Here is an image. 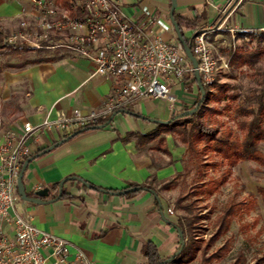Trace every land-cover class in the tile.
I'll return each mask as SVG.
<instances>
[{
    "label": "crops",
    "instance_id": "obj_1",
    "mask_svg": "<svg viewBox=\"0 0 264 264\" xmlns=\"http://www.w3.org/2000/svg\"><path fill=\"white\" fill-rule=\"evenodd\" d=\"M115 1L131 21H140L142 7H147L172 26L171 0ZM176 1L174 14L196 21L198 31L221 27L208 34L214 52L230 30L236 34L264 32V0ZM57 2L67 6L65 0ZM224 8L225 13H221ZM33 11L31 0H0V24L14 28ZM182 33L185 37L194 34L191 30ZM159 35L164 41L177 39L174 29L160 31ZM63 53L54 60L0 73V119L5 125L17 129L23 123L41 122L49 111L54 117L56 111L70 114L79 109L87 113L102 106L112 91L113 79L92 76V63ZM188 88L180 85L179 92L172 88L178 99L173 106L161 99H139L128 114L117 112L107 126L81 132L50 151L46 149L79 129L39 134L30 144V157L39 155L28 164L22 183L27 198L41 202L19 197L14 213L29 217L40 230L68 241L71 253L75 248L83 250L93 264H148L144 255L147 243L155 245L162 260L174 256L180 247L176 231L180 219L169 201L174 186L161 187L183 172L186 148L151 120H170L191 105L197 91ZM5 104L11 107L8 114L1 110ZM157 130L156 137L139 139ZM72 177L77 179L65 181L61 189L64 194L58 196L60 183ZM143 185L150 186L155 194L145 189L118 194ZM42 189H48V194L37 196Z\"/></svg>",
    "mask_w": 264,
    "mask_h": 264
},
{
    "label": "built area",
    "instance_id": "obj_2",
    "mask_svg": "<svg viewBox=\"0 0 264 264\" xmlns=\"http://www.w3.org/2000/svg\"><path fill=\"white\" fill-rule=\"evenodd\" d=\"M65 1L66 7L57 0H31V16L10 31L1 29L0 41L33 51L69 52L94 65L92 76L111 78L114 85L102 106L87 113L74 109L70 114L56 111L51 117L49 111L41 122L23 123L17 129L0 119V264H46L48 260L51 264H93L83 250L75 248L71 253L68 241L14 213L18 175L39 134L100 125L117 112L132 111L142 98L161 99L173 106L178 101L171 89L174 81L186 89L185 80H194V69L180 42L164 41L159 35L172 26L147 7H142V19L135 22L124 17L115 0ZM220 28L191 36L190 50L207 87L213 85L220 68H228V61L218 62L209 43L208 34ZM230 34L236 36L233 30Z\"/></svg>",
    "mask_w": 264,
    "mask_h": 264
},
{
    "label": "trees",
    "instance_id": "obj_3",
    "mask_svg": "<svg viewBox=\"0 0 264 264\" xmlns=\"http://www.w3.org/2000/svg\"><path fill=\"white\" fill-rule=\"evenodd\" d=\"M174 18L182 32V30H191L193 33L199 32L196 27V21H189L188 19L182 18L174 14ZM258 33L257 42L258 47L255 51L250 53L246 51L243 53L242 50L235 51L230 60L229 65L235 64L239 61L247 64L253 72L259 76V91L256 95V102L254 106L242 105L237 101L235 94H227L226 85H220L213 83L210 87L204 86L205 96L199 105L198 110L188 116L175 117L177 114L171 116V122L168 124H157V127L161 131L170 133L174 138L183 144L186 148L184 156V169L183 172L177 173L174 178L162 185V189H170L172 186L179 185V180L189 173V169L186 165L187 161H193L197 171L199 172L200 185L197 187L198 191L205 197H209L219 190L220 185L225 181V176L220 179L208 177L206 180L203 179L207 176L210 169L217 170L222 165L226 166L225 173H228L231 168L235 167L241 162L253 161L257 164L264 166V153L259 149V145H264V66L262 69L255 68L253 61H258L259 56L264 54V50L260 51V42L264 41V32H245ZM183 34V33H182ZM185 43L190 47L191 37H185ZM23 51H31L27 47H13L1 44L0 41V56L5 54H18ZM252 58L255 60L252 61ZM55 57H38L36 59L27 60L22 63H11L5 66L0 64V73L5 68H20L27 64L39 63L48 60H54ZM192 84L196 85L195 80L191 81ZM197 89L195 101L185 106L182 112L192 109L200 99V92ZM216 90L217 92H213ZM214 101L216 103L226 102L223 110L219 109H204L207 108V102ZM207 111V114H213L214 116H220L223 114H230L235 120V128L230 125L220 123L218 119L214 118L212 124L201 121L200 114L203 111ZM181 112V113H182ZM107 120L103 121L105 123ZM158 130L147 135H141L139 139H152L157 136ZM162 140V139H161ZM43 152V151H39ZM31 156V155H30ZM29 156V157H30ZM209 159V160H208ZM213 159V160H211ZM220 159V160H218ZM205 172V173H203ZM82 182V181H81ZM140 190L145 189L151 191V187L147 185L137 186ZM258 193L264 202V187L258 188ZM63 191L61 195H63ZM155 194V193H154ZM185 197H179L176 201V207L179 210L189 212L190 205L182 204ZM158 204L160 205L159 198L156 197ZM252 201H236L234 198L228 200L216 213L214 219V232L210 235L209 240L201 250V253L206 254V251L211 248L220 238L224 237L230 228V225L235 218L236 214L241 210L242 206H247ZM196 223V220L183 224L181 219L176 223L177 228L183 233V239L185 242L184 247L180 250L177 249L171 262L178 264H189L194 261L196 253L200 252L199 247L196 246L197 235L195 234V227L191 224ZM248 226V225H246ZM228 242L225 241L215 251H213L205 259L211 261L221 255V253L227 249ZM144 255L147 258L148 264H158L162 260L157 253L155 245L147 243L144 247ZM261 259L260 262H263Z\"/></svg>",
    "mask_w": 264,
    "mask_h": 264
},
{
    "label": "rangeland",
    "instance_id": "obj_4",
    "mask_svg": "<svg viewBox=\"0 0 264 264\" xmlns=\"http://www.w3.org/2000/svg\"><path fill=\"white\" fill-rule=\"evenodd\" d=\"M15 27H17V25ZM14 28L8 29L0 24V30L10 31ZM258 35V33H242L232 37L230 34L223 38V44L219 46L217 52H214L220 64L228 61V68H220L218 70L214 83L226 85L227 88H229L226 93L235 94L237 96V101L242 105H255L256 95L260 87L259 76L256 72H253L247 64L239 61L229 65V60L236 50H242L243 53L246 51L250 53L255 51L258 47ZM259 47L260 51L264 50V41L260 42ZM59 52L63 53V50H31L23 51L18 54H5L0 56V64L5 66L11 63H22L38 57H58L61 54ZM253 60H255V58H252V61ZM253 63L254 69H262L264 66V54L259 56V60L253 61ZM185 81L186 85L189 87L188 90L197 91L196 88L190 87L192 83L189 78ZM180 85L181 82L175 80L171 89L174 87V89L179 92ZM212 91L217 92L216 90ZM225 105L226 102L216 103L211 101L207 102V108L204 109L215 108L223 110ZM1 110H3V114H8V112H11V107L5 104L2 106ZM229 115L230 114L225 113L220 116H214L213 114H207V111L204 110L200 114V119L205 123L212 124L213 119L216 118L220 123L235 128V120ZM127 123L130 124V122ZM259 149L264 153L263 144L259 145ZM186 165L190 172L179 180V185L173 187L169 196V201L173 204V211L177 213L178 218L181 219L183 224L192 222L193 219L194 221L196 220V223L191 224L195 227V234L198 238L196 246H198L200 250V252L196 253L194 259L195 264H264V261L260 262L261 259H264V202L257 191L259 187H264V166L253 161H245L231 168L228 173H225V165H222L217 170L210 169L207 176L203 177L204 180L208 177L220 179L222 176H225V181L220 185L217 192L209 197H205L200 193H195L198 191L197 187L202 180H199V172L194 162L187 161L186 159ZM179 197H185L182 204L190 205L189 212L177 209L176 201ZM233 198L237 202H252L247 206H242L241 210L233 219L228 233L211 246V248L206 251V254L201 253L210 235L214 232L213 223L217 211L228 200ZM225 241L228 242L227 249L224 250L219 257L209 262L206 261L205 259L208 255L215 251Z\"/></svg>",
    "mask_w": 264,
    "mask_h": 264
},
{
    "label": "water",
    "instance_id": "obj_5",
    "mask_svg": "<svg viewBox=\"0 0 264 264\" xmlns=\"http://www.w3.org/2000/svg\"><path fill=\"white\" fill-rule=\"evenodd\" d=\"M177 7V1L176 0H171V7H170V10H169V20H170V23L172 24L173 26V29L176 33V37H177V40L180 42V44L182 45L183 47V50H184V53L186 55V57L188 58V60L191 62L192 64V67L194 69V80L196 82V86L200 92V99L198 101V103L190 110L188 111H185V112H182V113H179L177 114L175 117H182V116H188V115H192L194 114L198 108H199V105L200 103L202 102L204 96H205V91H204V86L201 82V79H200V76H199V73L197 71V62H196V59L195 57L193 56L191 50H190V47L188 45H186L185 43V38H184V35L182 34L175 18H174V12H175V9ZM119 113H126L128 114L129 112L127 111H120ZM114 116V115H113ZM111 116L105 123L103 124H100V125H97V126H93V127H86V128H81L77 131H74L72 134L68 135L66 138L62 139L61 141L55 143L54 145L50 146L49 148L46 149V151H50L52 150L53 148L59 146L60 144H62L64 141H66L67 139H71L73 138L74 136H76L77 134L81 133V132H84V131H87V130H91V129H101L105 126H107L111 120H112V117ZM152 122L154 123H157V124H168L171 122V119L170 120H167V121H160V120H151ZM39 155V154H38ZM38 155H34L32 157H28L22 164L21 166V169H20V172H19V175H18V179H17V193L19 195L20 198H22L23 200H30L34 203H39L41 201L37 200V199H28L27 196H26V193H25V189H24V185L22 183V177H23V174L28 166V164L34 159L36 158ZM69 179H77L75 177H72V178H68V179H65L63 180L61 183H60V189H59V193H58V196H60L61 194V189H62V185L64 184L65 181L69 180ZM139 190V187H132V188H129L125 191H122L118 194H124V193H128V192H133V191H137ZM152 194H154V191H152ZM48 194V189H42V190H39L36 195L39 196V197H42V196H46ZM176 231L179 235V238H180V250L184 247L185 245V242H184V239H183V233L182 231L180 230V228H177L176 227ZM174 256L158 263V264H167L171 261V259L173 258Z\"/></svg>",
    "mask_w": 264,
    "mask_h": 264
}]
</instances>
